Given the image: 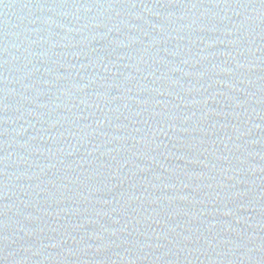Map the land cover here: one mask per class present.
<instances>
[{
  "label": "water",
  "instance_id": "obj_1",
  "mask_svg": "<svg viewBox=\"0 0 264 264\" xmlns=\"http://www.w3.org/2000/svg\"><path fill=\"white\" fill-rule=\"evenodd\" d=\"M0 264H264V0H0Z\"/></svg>",
  "mask_w": 264,
  "mask_h": 264
}]
</instances>
